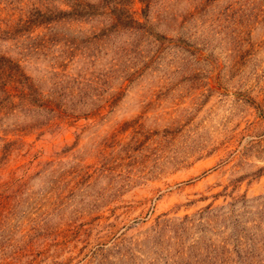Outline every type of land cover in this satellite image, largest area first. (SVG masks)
<instances>
[{"label":"rangeland","instance_id":"1","mask_svg":"<svg viewBox=\"0 0 264 264\" xmlns=\"http://www.w3.org/2000/svg\"><path fill=\"white\" fill-rule=\"evenodd\" d=\"M0 57V264H264V0H0Z\"/></svg>","mask_w":264,"mask_h":264},{"label":"trees","instance_id":"2","mask_svg":"<svg viewBox=\"0 0 264 264\" xmlns=\"http://www.w3.org/2000/svg\"><path fill=\"white\" fill-rule=\"evenodd\" d=\"M77 6H82L83 4L77 2ZM84 8V12L86 13V11L90 14L92 13L93 9L95 8L94 6H91L89 4H86ZM91 11V12H90ZM95 11V10H94ZM56 15H53L52 12L50 14L49 13H42V12H38V16L37 19L40 23H48L51 20H54L55 18H59V17H63V15H68L66 13V11H60V12H55ZM79 16L83 15V14H77ZM0 70L1 71H5V70H10V75H12V77H17L20 76L21 80L24 81L25 80V76L20 72L19 67L15 65V63H13L11 60H8L5 57H0ZM23 94L25 95V98L30 99L33 95V91H29V93L23 92Z\"/></svg>","mask_w":264,"mask_h":264}]
</instances>
